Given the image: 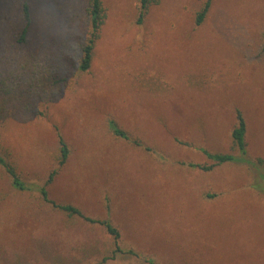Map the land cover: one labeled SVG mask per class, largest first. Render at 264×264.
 Here are the masks:
<instances>
[{
    "label": "rangeland",
    "instance_id": "rangeland-1",
    "mask_svg": "<svg viewBox=\"0 0 264 264\" xmlns=\"http://www.w3.org/2000/svg\"><path fill=\"white\" fill-rule=\"evenodd\" d=\"M204 1L158 0L139 24L138 0H101L106 17L88 74L68 88L57 83L55 96L50 82L0 91V154L26 187L14 189L0 167V264L112 256L105 228L46 202L44 186L49 201L92 219L110 207L122 251L104 264H264V177L245 163L186 166L209 164L200 149L238 155L236 110L246 157L264 163V0H212L196 26ZM22 2L0 0V69L75 61L87 0H28L32 25L19 46ZM109 120L140 146L115 138ZM57 133L70 150L58 169Z\"/></svg>",
    "mask_w": 264,
    "mask_h": 264
},
{
    "label": "trees",
    "instance_id": "trees-1",
    "mask_svg": "<svg viewBox=\"0 0 264 264\" xmlns=\"http://www.w3.org/2000/svg\"><path fill=\"white\" fill-rule=\"evenodd\" d=\"M158 0H138V13H137V22L141 24L144 21L145 15L148 12L149 7L152 4L157 3ZM212 0H205L202 4L199 12L195 17V25L198 26L201 24L205 18ZM86 13L88 18V35L82 44L77 45L74 50L76 51L77 57L74 61L71 60V63H66L60 59H48L38 60L34 59L31 64L27 66H21L17 68H4L0 69V91L7 96L14 95L18 90L22 91V86H29L32 90H41L42 86L45 83L50 82L53 84V87L56 88V84L63 82V87H71L69 84L70 79L79 78L80 76L86 75L90 72L92 61L94 57L95 44L99 38L100 29L104 23L106 13L102 5L101 0H87ZM21 16H22V26L19 28L15 35V42L19 46L27 44L28 34L32 25V18L28 0H23L21 5ZM261 51L264 52V33L262 36ZM66 65V66H65ZM55 85V86H54ZM51 89L53 94H58L61 88L58 87ZM16 90V91H15ZM236 122L232 130L230 131V139L232 140L233 148L237 150L238 155H232L230 153H216L210 152L205 149H200L199 154L209 162V164H200L194 163L186 165L191 169H196L199 171H214L217 168H221L228 164H242L253 168L257 176H263L264 173H260V170H264V163L260 159L250 160L246 157V148H245V135H246V125L241 113L236 110L235 113ZM109 132L117 139L128 142L133 146H140L138 143L137 135L135 137L134 133L122 130L117 124L109 120L108 123ZM57 143L59 147V156H58V165L57 169L60 168L68 160L70 155V150L60 134H56ZM148 151V149H146ZM241 162V163H238ZM0 167L4 169L6 174L10 177L11 185L16 190H25L26 187L23 182L18 177V174L15 171V168L5 160V158L0 154ZM57 169H54L50 172L49 177L46 181V184H49L54 175L57 172ZM254 184H257V181H254ZM254 184H252L254 186ZM251 185V186H252ZM45 187V186H44ZM40 188V193L42 198L51 203L55 208L65 212L69 216H77L89 222L91 224H99L103 226L106 232L111 235L114 239L115 250L111 257L103 258L98 264H104L107 260L112 259L114 254L122 251L120 249L121 234L118 227H115L111 220V209L107 205L106 217L105 219H92L84 215L79 208L71 204H54L49 201L46 196V189ZM214 198V195L207 194L204 200ZM131 252V251H128ZM131 254H134L131 252ZM148 264H157L156 261L149 258L144 259Z\"/></svg>",
    "mask_w": 264,
    "mask_h": 264
}]
</instances>
